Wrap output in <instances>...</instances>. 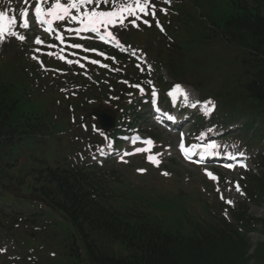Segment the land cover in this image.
I'll list each match as a JSON object with an SVG mask.
<instances>
[{
  "label": "trees",
  "instance_id": "16d2710c",
  "mask_svg": "<svg viewBox=\"0 0 264 264\" xmlns=\"http://www.w3.org/2000/svg\"><path fill=\"white\" fill-rule=\"evenodd\" d=\"M230 7V14L223 22L224 35L228 42L237 40L248 50V57L258 75L256 82L249 85L247 94L257 109L264 110V0H231ZM115 58L120 61L119 55ZM97 80L100 83L99 77ZM116 83L114 79L109 87H114ZM103 86L105 89L100 96L106 94L107 97L111 89L108 90L102 83L101 88ZM0 91L3 93L0 97V120H3L5 107L13 105L17 97L6 92L4 86L0 87ZM117 91L119 89H114L111 95L118 96ZM82 95L91 96L87 91L80 94L78 110L83 108ZM48 107L46 104L45 108ZM25 121L31 124L29 119ZM54 179L58 183L53 188L41 190L40 196L71 221L70 234L67 235L61 225L59 229L66 235L61 243H53L68 247L69 251L66 250L64 255L74 264H248V259L253 256H247L250 243L243 232L256 224L254 220L239 217L236 223L244 224L232 226L221 214L211 213L209 206L204 204L202 209H205L206 216L200 217L192 209L189 211L202 219L195 222L188 220L193 227L191 234L173 233L169 228H163L159 216L146 212L150 206L149 199L140 189L137 191L140 199L127 202L129 207L118 203L101 171L71 168ZM256 184L255 187L264 193V173ZM182 212L186 213L183 208ZM261 223L264 226V218ZM101 234L108 242L121 244L126 256L116 259L94 253L91 238L96 242L95 236ZM79 243L86 244L85 258L74 255ZM258 248L261 250L260 257L264 255V242Z\"/></svg>",
  "mask_w": 264,
  "mask_h": 264
},
{
  "label": "rangeland",
  "instance_id": "374dc122",
  "mask_svg": "<svg viewBox=\"0 0 264 264\" xmlns=\"http://www.w3.org/2000/svg\"><path fill=\"white\" fill-rule=\"evenodd\" d=\"M27 0H24V4ZM180 4L181 10L186 13L184 16L187 17L188 19H194V15L197 12L198 14L200 12H203L202 14L204 15H208L212 18H218V16L215 13H218L219 9H214L213 11L215 12H211L209 9H206V6L203 2H198V1H193V0H182V1H176ZM30 2V0L28 1ZM175 2L172 3L171 7L175 6ZM25 6V5H24ZM183 8V9H182ZM201 8V11H199V9ZM140 17L137 24L139 25V27H137L136 32H134L132 34V36L129 33H125L123 36L118 37V40L120 42H122L123 44L125 43L128 48H132V47H136L137 49L136 51H138L139 53L142 54L143 57L149 59L151 58L154 53L156 52V55L160 52H163L162 50H159L156 46L154 41L155 40H160L163 37H167L168 34L171 33V30L173 27H176L177 24H181L182 23V19L180 18V21L178 23L175 22H170V18L168 17L167 19H162V17L165 16V14L159 13V15H156L155 18L151 15H147L144 16L146 19H142L141 15H137ZM144 20H147L150 22L151 26H149L148 24L144 23ZM156 20H161L162 23H160L164 29V31H161L159 27L156 26ZM141 25V26H140ZM30 31V29H29ZM35 32H37V35L39 37H41L42 35L46 36L44 33H39L38 30H35ZM185 32V30L179 31H173L172 32V37H174L175 40L177 41H182L183 42V37H181V35H183ZM42 34V35H41ZM44 36H42L43 38H45ZM149 39V40H148ZM144 40H148V47L145 48L144 46H142V42ZM162 40V39H161ZM5 47L4 49L2 48L0 51V80H2L3 82H8L11 83L15 86L17 91H22L23 90V79H21V77L17 78L16 77V71H20L23 72V68L19 67V64H24L23 61L18 60V62H13L11 60L15 59L12 56L9 55V52L12 48L16 47V44L14 41H12V39H8L5 42ZM159 47H163V44L160 42L158 44ZM185 46V45H184ZM181 50V49H180ZM174 53H177L174 55ZM227 55L232 56L233 52L230 51H226L225 52ZM235 54V53H234ZM10 56V58H9ZM185 58V54L183 55V53L174 50L172 52V57L171 59H173V61L178 63V59L180 60H184ZM189 58V56L187 57ZM11 59V60H10ZM146 59V60H147ZM147 62H149V67L152 69V72H156V78L157 77H161V79L157 80L159 84H168L170 86L171 84V79L167 76V73H165V70L161 68L157 69L159 66L156 65L157 63L154 62L153 58L147 60ZM217 64V63H216ZM211 65L209 66V68L207 69V71L210 74H213V67L216 65ZM188 68V66L186 67ZM228 71H232V66L227 68ZM186 75L189 74V76H192L194 78H196L197 80L200 81H205L206 76H204V73L202 71V69H196V72H192L190 70H186ZM27 73L30 74L31 73V69L27 70ZM194 73V75H193ZM174 77V75H172ZM212 84H208V89H214L217 86V89L221 87V85H224L223 82L225 81V77L223 75L218 76L217 78H212L210 79ZM198 84L195 83V87H197ZM227 87H229L227 85ZM226 87V88H227ZM209 92V91H208ZM224 94L230 95L228 93L223 92ZM199 95V94H198ZM194 96V95H192ZM196 96V95H195ZM194 96V98H195ZM29 97L28 99H26V103L30 104L31 106L36 105L37 109H35L39 114H41L42 112H44V107L47 104V100L50 99V97L47 95V93H45L43 95V97L45 98V100L43 101V103L40 102V97L36 92H32L31 95H27L25 96V98ZM229 104V103H228ZM63 117L61 110L57 107L56 111L54 112V118L55 119H61ZM85 123L88 124V126L90 127L91 124H94L93 119L91 118H85L84 119ZM148 120H146L145 122H142V124L147 123ZM82 118L78 119L76 117L75 122L71 121L70 124L74 126V129L77 130L79 133L82 134ZM91 123V124H90ZM69 124V125H70ZM237 124V123H236ZM213 123H211L210 125H208L207 123H205L203 126L201 125L200 130L202 132L205 133H211L212 129L214 127H212ZM84 127V126H83ZM88 129H92L89 128ZM147 127V126H146ZM161 133V132H159ZM93 135L95 136H99V140L102 142V144H104V140L101 137L102 135L99 132H92ZM200 137H204V135L199 134ZM161 137L162 139L159 140L158 142H156V144H154V146H147L146 148L149 147L150 151H145L144 153H141V155H137L133 158H130V162L127 161L125 159V161H121V156H119V160H114L111 163V166L119 173H122L128 180L129 182H132L138 186H142V184H145V188L148 192L151 193H158L160 192L161 195H166L167 191L173 193V191L178 190V186L175 183V181H173L171 178L173 177V174H168L167 172H164L165 168L167 170H173L172 168L176 169L177 167L180 168V170L183 172V183L182 186L180 187V190L183 191V193H190V196L193 198H197L199 196V192L200 195L207 197L208 199H212L214 197V195L212 194L211 190V183H210V178L208 177H203V168L199 169L196 167H192V166H185L184 164H182L180 162V160L177 158V164H173L170 165L171 167H165L166 164H163V162L166 159H169L167 157H172V158H176L177 155L175 153V146H176V138H170V136L167 133H161ZM73 141H75V138H73ZM126 145V144H125ZM125 145H123L121 147L120 150H125ZM110 146L112 147V142L111 141H107L105 143V145H103L102 147H107ZM45 147L41 146V149L43 151ZM96 150V149H95ZM93 150H88L89 156H87L84 160L86 161H91L93 159H99L98 155L96 153V151ZM159 154V155H157ZM151 155L153 156L154 160H156L158 158V161L156 163H151L150 160H148V156ZM170 155V156H168ZM103 159L98 160L99 162H102ZM129 164H125L128 163ZM129 165H132V168L127 169V167H129ZM158 165V166H157ZM138 169H145L146 171L144 172H140L138 171ZM163 173H167L168 175H164ZM187 179H191L189 181L190 185L188 183H186ZM203 181H207L208 182V186L206 189V186H203ZM213 183H219V180H215L213 181ZM229 184V183H228ZM218 189V188H217ZM224 194L227 198L229 199H233V198H239V194L234 195V191L230 189L229 186H227V188H225L224 190ZM189 196V198H190ZM210 197V198H209ZM190 203L195 207L198 208V205L194 202V201H190ZM249 211L252 212V214L256 215V216H262L264 214L263 212V206L261 205V203H254V202H250L249 205ZM199 212H202L200 208H198ZM253 240L255 242L259 241V240H263V236H261L259 233H253Z\"/></svg>",
  "mask_w": 264,
  "mask_h": 264
},
{
  "label": "snow or ice",
  "instance_id": "6c2138e0",
  "mask_svg": "<svg viewBox=\"0 0 264 264\" xmlns=\"http://www.w3.org/2000/svg\"><path fill=\"white\" fill-rule=\"evenodd\" d=\"M164 3L168 4L171 0H163ZM47 5L48 7H43ZM103 5H108L110 10H100ZM83 9V11H82ZM156 5L153 0H35V9L34 16L35 21L39 24L44 31L49 32L50 34L54 31L53 24L56 21H64L66 18H69L70 21L78 23L81 27L77 28L75 31L79 33L80 31H88L92 33H96L99 35L100 40L107 42L109 38L113 41H116V37L112 34V32H107L106 34H100L101 28L107 29L109 25L115 26L117 21L119 20L121 26H123V17L125 15L130 17H135L136 19H140L137 16V13H143L145 16L151 15L155 18L156 16ZM163 12H167V9H160ZM73 11L75 14H72ZM21 17H27L28 11L26 9L21 10ZM14 19H7L4 11H0V43H3L6 36H14L17 39L24 40L25 36L19 35L17 32L12 30V24ZM136 19L131 20V23L135 27H139L136 24ZM145 24L151 26L150 22L144 20ZM24 29L30 28V24L27 19L20 25ZM46 26V27H45ZM156 26L160 28L161 31H164L162 25L159 20H156ZM58 31V30H57ZM58 39H62L61 35H57ZM118 43V41H116ZM36 44H41L42 41L39 37L35 40ZM75 47H80L79 44L75 45ZM39 50V49H37ZM35 58V57H34ZM96 63V61H93ZM127 83V81H125ZM151 83V81H149ZM132 87L139 88L141 94H143V89L140 88V85H132ZM174 89L179 90L183 95L185 100L188 99V94L183 91L181 85L177 84L174 86ZM157 95L156 91H152V97L155 98ZM172 95V92L169 93ZM200 103L199 101L196 104ZM205 108H208V111L205 114H210L211 111L215 109V104L211 100L204 101ZM196 104H193V107H196ZM209 106H211L209 108ZM171 118V117H170ZM146 145L154 146V142L152 140L143 141ZM215 147V145H212ZM180 149L182 152H185L184 144L181 142ZM150 151L149 148H136L135 152H145ZM159 155V154H157ZM240 157H244V153H239ZM185 157L188 158V153L185 152ZM148 160L156 162L153 156L149 155ZM158 166V165H157ZM242 167H247L246 164L241 162ZM229 167H232L229 165ZM140 172L146 171L145 169H138ZM164 175H168L167 173H163ZM206 175L212 180H218V177L213 175L211 172H207ZM235 190L243 195L240 185L238 182L235 183ZM219 191V189H217ZM221 199H224L223 195H221ZM228 204H233L231 200L226 201Z\"/></svg>",
  "mask_w": 264,
  "mask_h": 264
},
{
  "label": "water",
  "instance_id": "95a60500",
  "mask_svg": "<svg viewBox=\"0 0 264 264\" xmlns=\"http://www.w3.org/2000/svg\"><path fill=\"white\" fill-rule=\"evenodd\" d=\"M101 115H102V114H97V116L99 117V120H100L101 124H103V123H102V117H101Z\"/></svg>",
  "mask_w": 264,
  "mask_h": 264
}]
</instances>
